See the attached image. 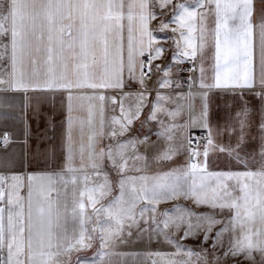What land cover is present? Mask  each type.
<instances>
[{
	"label": "snow or ice",
	"instance_id": "snow-or-ice-1",
	"mask_svg": "<svg viewBox=\"0 0 264 264\" xmlns=\"http://www.w3.org/2000/svg\"><path fill=\"white\" fill-rule=\"evenodd\" d=\"M0 92L64 115L59 147L0 172V264H112L141 237L171 249L151 264H264V0H0Z\"/></svg>",
	"mask_w": 264,
	"mask_h": 264
},
{
	"label": "crops",
	"instance_id": "crops-1",
	"mask_svg": "<svg viewBox=\"0 0 264 264\" xmlns=\"http://www.w3.org/2000/svg\"><path fill=\"white\" fill-rule=\"evenodd\" d=\"M254 2L257 5V9H259L260 0H254ZM208 62L209 61H206V63ZM185 66H187V64L183 65V67ZM133 90H135V85L133 86ZM198 102L199 98L197 97V103ZM22 103L23 101L18 94L14 92H0V134L5 131L11 134V142L9 145L6 148L0 147V172L32 170L35 165L29 164L28 161L39 159L36 155L38 150L43 151L48 148L49 145H56L59 147L61 144V137L63 134V128L61 125L64 115L59 101L57 102L55 109L50 108L47 104L42 105L38 114H34L31 109L25 114ZM220 103L221 101L218 97H212V110L214 113H220L219 116L214 117V122H222L224 120L222 111L216 108V105ZM171 106L174 107V105ZM233 112H235V107L233 108ZM25 115L26 122L25 119H23ZM186 116L187 114L185 113L177 119L183 120ZM49 117L51 118V122L55 125L54 129L49 125ZM139 126L140 122L138 121L133 132L127 133V135L142 136L149 133L150 130L153 133L156 131L154 123L145 125L142 131L139 130ZM222 138L227 141L228 133L225 132ZM150 140L151 143L138 146L142 151H146L149 156H151L154 150L159 149L163 144V141L159 140L155 135H151ZM174 159L179 163L184 162L183 156H177ZM13 160L16 161L15 165L9 163ZM167 163L170 162L164 163L162 167L166 169ZM51 167L55 168L57 165H52ZM57 195H59L62 203L67 201L68 206L71 207L73 194L70 185L66 190L61 189L59 194L56 191L52 192L53 197H56ZM84 199L86 200L87 197L85 196ZM108 199H110V197H106L99 203L103 204ZM173 203L175 202L161 204L160 207H171ZM97 206L99 207V204ZM86 211L90 212L91 208H87ZM75 255L76 253L74 252L72 258Z\"/></svg>",
	"mask_w": 264,
	"mask_h": 264
},
{
	"label": "rangeland",
	"instance_id": "rangeland-1",
	"mask_svg": "<svg viewBox=\"0 0 264 264\" xmlns=\"http://www.w3.org/2000/svg\"><path fill=\"white\" fill-rule=\"evenodd\" d=\"M183 67V65H181ZM184 68H187L185 66ZM188 72H180L179 76L181 78L186 77ZM184 243L192 245L193 248H198L200 245L199 240H186ZM208 247V245H205ZM170 251V247L163 242L152 241L151 243L144 237L140 239H133L130 243L120 244L115 247L113 250L114 255H112L109 259L112 264H151V259L154 257H148L146 253L149 251ZM82 256H91L92 250L79 253ZM123 254V255H121ZM75 257L72 258V264H75ZM227 264H232V261L229 260ZM235 264H249V261L240 259L237 257L235 259Z\"/></svg>",
	"mask_w": 264,
	"mask_h": 264
},
{
	"label": "built area",
	"instance_id": "built-area-1",
	"mask_svg": "<svg viewBox=\"0 0 264 264\" xmlns=\"http://www.w3.org/2000/svg\"><path fill=\"white\" fill-rule=\"evenodd\" d=\"M187 67H188V65H187ZM188 75H190V73H188ZM188 75H187V76H188Z\"/></svg>",
	"mask_w": 264,
	"mask_h": 264
}]
</instances>
